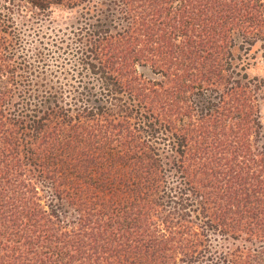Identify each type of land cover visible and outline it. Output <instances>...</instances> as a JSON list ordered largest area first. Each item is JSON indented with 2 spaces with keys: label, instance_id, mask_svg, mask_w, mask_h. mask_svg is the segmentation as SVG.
Masks as SVG:
<instances>
[{
  "label": "trees",
  "instance_id": "obj_1",
  "mask_svg": "<svg viewBox=\"0 0 264 264\" xmlns=\"http://www.w3.org/2000/svg\"><path fill=\"white\" fill-rule=\"evenodd\" d=\"M258 43L264 0H0V264H264L211 245L264 243Z\"/></svg>",
  "mask_w": 264,
  "mask_h": 264
},
{
  "label": "rangeland",
  "instance_id": "obj_2",
  "mask_svg": "<svg viewBox=\"0 0 264 264\" xmlns=\"http://www.w3.org/2000/svg\"><path fill=\"white\" fill-rule=\"evenodd\" d=\"M20 13H16L15 21L17 22L19 27L25 25L27 21L32 22V28L35 30L38 35H49L51 29L61 30L62 32H67L70 30V26L73 27L74 23V13L68 10H63L59 8H53L50 14L46 16H36L35 18H31L30 11L19 10ZM21 14V15H20ZM49 15V16H48ZM30 24V23H29ZM78 24L76 23L75 26ZM64 30V31H63ZM32 31L26 32L28 33V37H26V41L31 46H37L33 41L38 39V37H33ZM52 34V33H51ZM46 42H49L48 40ZM30 43H33L32 45ZM264 49L261 46V43L256 44L251 52L248 54L247 62L248 69L246 70L248 76L250 78H258L264 81V61L262 58ZM140 72L145 76L151 77V72L149 69H140ZM260 100V115H261V123L262 129L264 132V87L263 94L261 95ZM213 249L217 251H226L227 249H240V250H251L256 257L264 256V243L253 241L248 242L245 239H239L238 241H234L232 239H221L220 237L211 236ZM254 251V252H252Z\"/></svg>",
  "mask_w": 264,
  "mask_h": 264
}]
</instances>
